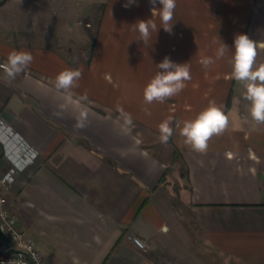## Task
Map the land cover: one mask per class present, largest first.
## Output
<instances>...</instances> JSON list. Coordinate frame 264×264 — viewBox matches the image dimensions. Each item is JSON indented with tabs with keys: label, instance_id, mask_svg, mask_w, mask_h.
Here are the masks:
<instances>
[{
	"label": "crops",
	"instance_id": "1",
	"mask_svg": "<svg viewBox=\"0 0 264 264\" xmlns=\"http://www.w3.org/2000/svg\"><path fill=\"white\" fill-rule=\"evenodd\" d=\"M125 2L0 0V63L13 50L34 58L11 84L0 73V176L23 168L11 191L20 226L47 214L41 234L67 264H195L184 247L213 263L264 264V123L251 119L230 75L237 34L264 44V0H176L173 34L160 27L147 45L133 24L152 18L159 27V16L149 0ZM221 42L228 49L217 59ZM165 56L188 63L191 80L147 104L144 88ZM204 57L215 63L204 68ZM65 69L82 70L70 97L54 88ZM210 101L229 126L197 153L177 124ZM169 116L167 154L158 125Z\"/></svg>",
	"mask_w": 264,
	"mask_h": 264
},
{
	"label": "clouds",
	"instance_id": "2",
	"mask_svg": "<svg viewBox=\"0 0 264 264\" xmlns=\"http://www.w3.org/2000/svg\"><path fill=\"white\" fill-rule=\"evenodd\" d=\"M152 5V17L158 15L160 26L154 20H138L133 24L134 30L139 33L137 40H142L147 45L152 38V33L158 32L160 27L169 34H173L174 11L176 0H149ZM159 3L162 7L157 8ZM137 5V0H126L123 7L128 8ZM264 48V44H259L249 38L247 34H237L234 37V52L230 60L231 78L239 82L244 88V99L250 104L249 112L251 119L258 124L264 123V62H258V49ZM228 46L221 42L216 51V58H222ZM33 56L27 51H11L6 60L0 63V73L3 80L11 84L17 77L23 75L33 62ZM215 63L212 57H204L201 64L208 68ZM155 75L150 79L144 88V101L151 104L154 101L164 103L167 99L178 95L185 88V82L191 80V72L188 63L177 64L169 57L165 56L162 62L156 65ZM82 77L80 69H65L54 77V88L58 93L72 95L73 89L79 87V80ZM65 105H61L64 108ZM147 112V109H145ZM59 115V113H57ZM124 123L129 129L134 126L130 113L123 112ZM86 113L82 112L77 118L76 127H85ZM174 117L169 116L158 125L159 142L167 145L173 136ZM229 126V117L223 108L215 101H210L209 105L200 111L195 118L183 121L180 128V135L184 138V143L197 153H206L209 147V140L213 136H219Z\"/></svg>",
	"mask_w": 264,
	"mask_h": 264
},
{
	"label": "built area",
	"instance_id": "3",
	"mask_svg": "<svg viewBox=\"0 0 264 264\" xmlns=\"http://www.w3.org/2000/svg\"><path fill=\"white\" fill-rule=\"evenodd\" d=\"M21 169L15 163L0 176V264H51L36 243L26 235L18 215L8 207L7 192L14 186ZM135 241L145 247L140 238H135Z\"/></svg>",
	"mask_w": 264,
	"mask_h": 264
},
{
	"label": "rangeland",
	"instance_id": "4",
	"mask_svg": "<svg viewBox=\"0 0 264 264\" xmlns=\"http://www.w3.org/2000/svg\"><path fill=\"white\" fill-rule=\"evenodd\" d=\"M157 148H159L161 153H167L168 154L167 145L161 144V146H159ZM174 157H175V159L173 161H175L176 159H179L180 155L177 152H175ZM11 191H12V189L7 192L8 207L11 210H13L14 212L17 213L16 206L18 208V205H17L18 202L16 201V199H14L15 197L12 196V192ZM13 201H14V204H13ZM23 209H25L26 211L29 210L27 205H24ZM48 217L49 216L47 214H44L43 216H41L40 219L34 221V223L31 225V227H30V225H27L26 227H24L26 235L29 236L30 238H32L35 241L37 247L39 249H41V251L44 253L46 259L49 260L48 261L49 263H51V264H67V262H66V260L64 258L68 259L69 255L64 257L63 253H60V251H55L54 249H52V247L48 248L47 247V242H46V236H44V234H41L42 230L43 229L47 230L48 226L50 225ZM183 253L185 254V259L187 261H189L190 263H192L195 260V264H227L223 258L222 259L217 258L215 263H213L214 257L212 255H208V256L207 255H203L204 253H206L205 250H201V254L200 255H194L193 256L191 250H189V249L184 247V252Z\"/></svg>",
	"mask_w": 264,
	"mask_h": 264
}]
</instances>
